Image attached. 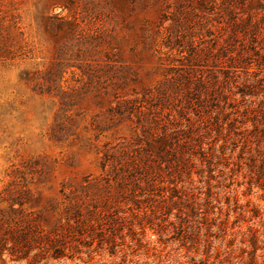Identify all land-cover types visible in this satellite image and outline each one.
Here are the masks:
<instances>
[{
  "label": "rangeland",
  "instance_id": "obj_1",
  "mask_svg": "<svg viewBox=\"0 0 264 264\" xmlns=\"http://www.w3.org/2000/svg\"><path fill=\"white\" fill-rule=\"evenodd\" d=\"M0 264H264V0H0Z\"/></svg>",
  "mask_w": 264,
  "mask_h": 264
}]
</instances>
